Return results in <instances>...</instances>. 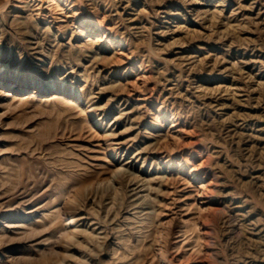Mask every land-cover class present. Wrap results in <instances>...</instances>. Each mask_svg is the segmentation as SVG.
I'll return each mask as SVG.
<instances>
[{
  "label": "rangeland",
  "instance_id": "374dc122",
  "mask_svg": "<svg viewBox=\"0 0 264 264\" xmlns=\"http://www.w3.org/2000/svg\"><path fill=\"white\" fill-rule=\"evenodd\" d=\"M0 264H264V0H0Z\"/></svg>",
  "mask_w": 264,
  "mask_h": 264
},
{
  "label": "bare ground",
  "instance_id": "6f19581e",
  "mask_svg": "<svg viewBox=\"0 0 264 264\" xmlns=\"http://www.w3.org/2000/svg\"><path fill=\"white\" fill-rule=\"evenodd\" d=\"M141 190V189H140Z\"/></svg>",
  "mask_w": 264,
  "mask_h": 264
}]
</instances>
